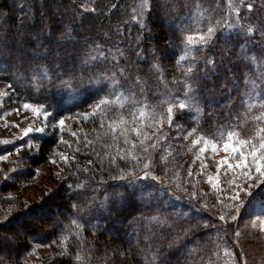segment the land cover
I'll use <instances>...</instances> for the list:
<instances>
[{
  "label": "trees",
  "instance_id": "trees-1",
  "mask_svg": "<svg viewBox=\"0 0 264 264\" xmlns=\"http://www.w3.org/2000/svg\"><path fill=\"white\" fill-rule=\"evenodd\" d=\"M161 5L149 0L140 19L138 0H0L3 102L41 105L68 124L27 155L28 177L62 153L56 182L38 200L27 204L17 183L1 187L17 194L0 201L11 206L0 210V264H241L231 223L205 201L211 194L199 189L188 147L197 135L219 143L229 132L250 143L264 137V0ZM232 7L241 27L226 26ZM209 26L216 35L202 50L186 42ZM209 57L215 67L201 68ZM108 81L120 97L99 91ZM180 96L189 102L173 121L186 127L174 141L166 136L151 163L163 130L147 122ZM101 100L108 103L97 109ZM263 191L264 181L247 203ZM7 231L15 241L2 238Z\"/></svg>",
  "mask_w": 264,
  "mask_h": 264
},
{
  "label": "rangeland",
  "instance_id": "rangeland-1",
  "mask_svg": "<svg viewBox=\"0 0 264 264\" xmlns=\"http://www.w3.org/2000/svg\"><path fill=\"white\" fill-rule=\"evenodd\" d=\"M243 1L245 0H239V4H243ZM148 6L149 0H138V16L140 19L144 16ZM236 10L237 7H232L234 13H232L234 18L233 27H241V21L238 20ZM6 91V85L0 83V201H2V198L6 200L17 194L13 190H1L3 184L13 182L21 186L20 195L27 199V204H30L31 201H36L41 197L44 189L56 182L61 168L59 163L62 153L53 159L51 165L35 167V175H29L28 177L25 176L26 170L30 166L27 155L37 150L44 135H47L56 124H59L60 120L53 122L49 117V112L45 116L44 112L46 110L38 104L7 105L3 102V99L7 96ZM99 91L102 94H112L118 97L121 94L114 81L102 82ZM179 102L188 105L187 102L189 101L188 98L183 96H180V98L175 97L173 101L168 100L163 103L164 109L160 113L163 118L158 122L153 120L147 122V126L163 130L157 136L150 150L149 159L151 163L166 136L171 133V140L174 141V138L180 136L179 130H184L186 127L181 120L173 121L177 112H181L178 106ZM25 104L30 105V108L26 109ZM169 108L172 109L171 112L168 111ZM33 109L38 111H33ZM63 120L65 121L64 125H59L65 128L68 125L67 119ZM29 128L33 131L28 132ZM36 128H42L43 131L37 132L35 131ZM26 132H28L27 135H25ZM185 133L188 136L191 134L186 130ZM177 135L179 136L176 137ZM260 138L257 143L242 144L241 142L245 140L235 136L231 137L233 145L241 149L243 155L233 152L231 147L225 150L224 144L228 143V140L219 143L203 135L192 136L188 147L189 151L193 152L191 154L193 159L190 160V170L195 171L197 179L201 182L199 189L202 192L211 194L205 201L216 208L218 213L231 223V237L234 239V248L241 258V264H264V211L261 210L264 207V191L262 195L255 196V200L251 204L247 203V199L254 195L250 197L245 194L254 193L258 184L264 181V174H262L264 168L257 172L256 163L250 155L252 151H257V156L260 155L261 150H258ZM213 147H215V151H213ZM245 156L247 157V167H236V165L243 162ZM197 183L194 182V188L198 187V185L195 186ZM22 186H25V188L22 189ZM234 196H238L239 199L233 200L232 197ZM258 203L262 204L257 205ZM3 205L0 206L2 213L8 212L11 206L8 203ZM233 216L236 217L235 220L232 219ZM2 236L4 240L5 238L14 240L16 234H10L7 231ZM5 248L3 242L0 243V251L5 252ZM41 248L36 245L31 249L26 254V261L32 263L36 260ZM234 264H237V261H234Z\"/></svg>",
  "mask_w": 264,
  "mask_h": 264
},
{
  "label": "snow or ice",
  "instance_id": "snow-or-ice-1",
  "mask_svg": "<svg viewBox=\"0 0 264 264\" xmlns=\"http://www.w3.org/2000/svg\"><path fill=\"white\" fill-rule=\"evenodd\" d=\"M167 3H168V0H162V5H161V6L166 7V6H167ZM225 3L229 4L230 7L232 6V5H231V0H225ZM248 7L251 8L252 6H251V5H248ZM234 10H235V9H234ZM225 23H226V22H222V21H219V20H218V21H215L216 26H217V27H220V28H223V27L225 26ZM226 26H227L228 28H232V27H233V25L230 24V23L227 24ZM194 31H196V30L194 29ZM199 31H203L205 34H204V35H199V34H197V35H190V36H187V37H186V42H187L189 45H192V44L195 42L196 44L199 45L200 49L202 50L203 47H205V46H207L208 44L212 43V40H213L214 36L216 35V28H215V27H212V26H209V27H207L206 29H202V30H199ZM248 31H252V29L249 28ZM5 43H6V41H5ZM18 48H22V41H21L20 45H18ZM0 54L5 55V56L8 55L7 52H2V50H0ZM101 55H103V54H101ZM178 59H179L180 61H183V60H185V56L181 55V56L178 57ZM215 63H216V62L213 61V60L211 59V57H209V58H207V59L205 60L204 64L201 65V68L206 67V66H208V65H212L213 68H214V67H215ZM221 63H223V58L221 59ZM197 71H199V70H197ZM229 72H231V69H229ZM187 73H188L189 76L192 75V74H193V69H192L191 67L188 68V69H187ZM204 78L207 79V78H209V77H208L207 74H206ZM186 87H187V88H193V87H194V83H193V84H187ZM107 103H108L107 100H101L100 104H98V105L96 106V108L99 109L102 105L107 104ZM178 106H179V108H180L182 111L186 109V105H185V103H183V102H179ZM260 106L264 107V98H262V101L260 102ZM24 107H25L26 109H28V108H30V105L25 104ZM33 111H38V110L33 109ZM168 111L171 112L172 109L169 108ZM38 114H39V113H38ZM44 115H45V116L48 115L47 111L44 112ZM257 119H264V117H257ZM169 122H171V120H169ZM64 123H65L64 120H60V121H59V124H60V125H64ZM31 131H33V129L29 128V129H28V132H31ZM35 131H37V132H41V131H43V129H42V128H36ZM261 131H264V130H261ZM28 132H26L25 135H27ZM73 135H75V133H73ZM233 135H234V133H231V132L228 133V141H229V142L224 144V148H225V150H228L229 147H231V150H232L233 152L238 153V154H240V155H243V152L241 151V149H239V148H237V147H235V146L233 145L232 140H231V137H232ZM197 143H199V142H197ZM241 143H242V144H250V141H242ZM250 146L255 147L254 145H250ZM258 150H261L259 156H257V151H252V152L250 153V155L252 156L253 161L256 163V171H257V172H260L261 169L264 168V163H262V161H264V137H261V138H260V143H259V146H258ZM213 151H215V147H213ZM122 159H123V157H122ZM133 159H138V158L134 157ZM225 159H227V158H225ZM53 163H54V162H53ZM221 163H223V162H221ZM144 167H145V168H148L149 165H148L147 163H145V164H144ZM229 167H231V165H229ZM236 167H247V157L245 156L243 162L240 163V164H238V165H236ZM148 174H149V173H145V175H148ZM262 174H264V173H262ZM189 175H192V173H189ZM245 194H246V195H249L250 197L253 195V193H245ZM232 199H233V200H238L239 197H238V196H234V197H232ZM261 204H262V203H258L257 205H261ZM36 210L38 211V209H36ZM261 210L264 211V207H262ZM219 219L223 220L224 217L221 216V217H219ZM232 219L235 220L236 217L233 216ZM237 235H239V233H237ZM77 259H82V258H81V257H77Z\"/></svg>",
  "mask_w": 264,
  "mask_h": 264
}]
</instances>
